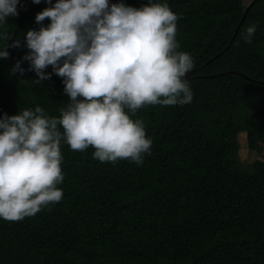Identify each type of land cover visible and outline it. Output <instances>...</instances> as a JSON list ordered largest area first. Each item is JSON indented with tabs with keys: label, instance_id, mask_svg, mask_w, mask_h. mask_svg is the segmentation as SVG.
Masks as SVG:
<instances>
[{
	"label": "trees",
	"instance_id": "1",
	"mask_svg": "<svg viewBox=\"0 0 264 264\" xmlns=\"http://www.w3.org/2000/svg\"><path fill=\"white\" fill-rule=\"evenodd\" d=\"M168 4L179 17L177 51L194 60L192 102L129 112L152 140L142 165L100 162L91 146L75 151L62 142V199L21 220L0 218V264H264V164L236 162L228 141L247 133L250 147L252 138L264 143V0ZM49 6L20 0L19 15L9 17L0 116L39 105L59 117L69 101L54 73L32 82L38 78L23 61L26 71L11 74L28 51L24 33L39 29L35 15ZM251 24L249 44L241 35ZM17 38L20 47L12 46Z\"/></svg>",
	"mask_w": 264,
	"mask_h": 264
},
{
	"label": "clouds",
	"instance_id": "2",
	"mask_svg": "<svg viewBox=\"0 0 264 264\" xmlns=\"http://www.w3.org/2000/svg\"><path fill=\"white\" fill-rule=\"evenodd\" d=\"M35 15L39 29L24 33L28 49L11 68L23 74L28 62L43 82L62 78L69 101L60 115L37 105L0 116V218L21 220L59 202L64 180L61 143L72 150L91 146L100 162L126 159L142 165L152 140L141 119L131 114L145 105H186L193 92L186 73L194 67L190 53L177 51L178 14L168 0H147L134 7L118 0H45ZM40 4L41 0H32ZM20 0H0V59H7L9 17L19 15ZM49 19L45 26L41 22ZM257 25L241 38L251 44ZM12 46L20 47L17 38ZM51 66L52 72L45 69ZM126 109L128 111H126ZM62 126L63 131L60 127Z\"/></svg>",
	"mask_w": 264,
	"mask_h": 264
},
{
	"label": "rangeland",
	"instance_id": "3",
	"mask_svg": "<svg viewBox=\"0 0 264 264\" xmlns=\"http://www.w3.org/2000/svg\"><path fill=\"white\" fill-rule=\"evenodd\" d=\"M249 2L250 0H243L245 5ZM252 140H254V143L250 147L247 133L230 135L228 138L229 144L234 150L233 159L236 162L240 161L243 166L250 165L253 169L264 164V143L254 138Z\"/></svg>",
	"mask_w": 264,
	"mask_h": 264
},
{
	"label": "water",
	"instance_id": "4",
	"mask_svg": "<svg viewBox=\"0 0 264 264\" xmlns=\"http://www.w3.org/2000/svg\"><path fill=\"white\" fill-rule=\"evenodd\" d=\"M250 5H251V4H249V5L247 6V9L250 7ZM242 21H243V18L241 19V22H242ZM241 22H240V23H241ZM194 72H195V70L189 71L188 73H186V77H185V78H186L187 80H189V79H190L189 74H190V73H194Z\"/></svg>",
	"mask_w": 264,
	"mask_h": 264
}]
</instances>
